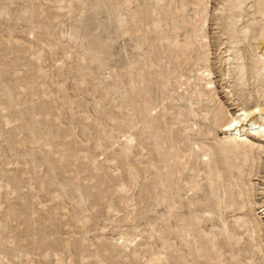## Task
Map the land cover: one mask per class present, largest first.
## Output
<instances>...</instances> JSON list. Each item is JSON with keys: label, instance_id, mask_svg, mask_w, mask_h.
<instances>
[{"label": "rangeland", "instance_id": "obj_1", "mask_svg": "<svg viewBox=\"0 0 264 264\" xmlns=\"http://www.w3.org/2000/svg\"><path fill=\"white\" fill-rule=\"evenodd\" d=\"M207 3L0 0V264H264V0Z\"/></svg>", "mask_w": 264, "mask_h": 264}, {"label": "bare ground", "instance_id": "obj_2", "mask_svg": "<svg viewBox=\"0 0 264 264\" xmlns=\"http://www.w3.org/2000/svg\"><path fill=\"white\" fill-rule=\"evenodd\" d=\"M201 3H202V5H203V7H201V8H203V10L202 11H204V13H206L207 12V10H208V3H207V0H201ZM200 15V14H199ZM206 15H207V13H206ZM206 20H207V18H205V15L204 14H201V16H200V18H199V24L200 25H205V23H206ZM203 27V26H202ZM195 29V28H194ZM192 31H194V30H192ZM190 38H192V37H190ZM262 39V38H261ZM263 40V39H262ZM189 41V40H188ZM192 41V40H191ZM193 42V41H192ZM262 42V41H261ZM191 45L192 44H190L189 43V46H190V48H191ZM194 45V44H193ZM196 46V45H195ZM259 49H261V47H259ZM259 52V54H257L256 55V57H254L253 58V71L255 70L256 72H254V73H257V74H259L260 76H262L263 77V80H264V47H262V49L260 50V51H258ZM209 69V68H208ZM252 69V68H251ZM211 73V72H210ZM256 75V74H255ZM254 76V75H253ZM257 76V75H256ZM259 76V77H260ZM209 77H210V74H209ZM208 77V78H209ZM212 79V78H211ZM210 79V80H211ZM208 84H213V81H209V83ZM215 86V85H214ZM208 88V87H207ZM209 89V88H208ZM216 88H214L213 87V89H212V92L215 90ZM262 89H264V88H262ZM202 91H204V90H202ZM263 91V90H262ZM216 92V91H215ZM264 92V91H263ZM204 94V93H203ZM216 96V95H215ZM213 97H214V95H213ZM263 97V96H262ZM215 99V98H214ZM216 100V99H215ZM261 100V99H260ZM215 102H218V101H215ZM255 102H257V101H255ZM235 103V102H234ZM259 103V102H258ZM222 104V103H221ZM224 104V103H223ZM258 105V104H257ZM249 108V107H248ZM221 110V109H220ZM219 110V111H220ZM250 110V109H249ZM252 110H255V109H252ZM224 112H225V110H223V107H222V111H220V114L221 115H223L224 114ZM230 112V111H229ZM262 112H264V109H262V107L261 108H256V111L255 112H253V113H260V114H262ZM250 113V112H249ZM249 113L246 111L245 112V116L247 117V116H249ZM252 113V112H251ZM259 114V115H260ZM225 116H228V115H225ZM251 116H253V115H251ZM250 116V117H251ZM262 116V115H261ZM253 117H255V116H253ZM257 117H258V115H257ZM264 117V116H263ZM232 118V117H231ZM226 119H228V117L226 118ZM242 119H243V117H242ZM253 119V118H252ZM224 120V119H223ZM248 120H250V119H248ZM264 120V119H263ZM219 121V120H218ZM220 121H222V120H220ZM245 121V120H244ZM256 121V120H255ZM225 122V121H224ZM243 121L242 120H238L237 118H232V120L226 125V129H225V131L227 132V133H229V137L231 138V140L233 141V144L235 145H238L239 147L241 146V147H247V148H251V149H254V148H256L257 146H259L258 144L259 143H256V142H254L253 141V139H251V137H249V136H247V135H245V134H242L241 133V131L243 130V129H245L246 127L245 126H243V123H242ZM259 122V121H258ZM246 123V122H245ZM254 123V122H253ZM224 126H222V128H223ZM225 128V127H224ZM246 132V131H245ZM252 133H254V134H256V135H258V136H260L261 138H263L264 137V121L263 122H261L260 124H259V126H256V127H254L253 128V130H252ZM225 137V136H224ZM256 137V136H255ZM224 139V138H223ZM262 141H264V140H262ZM261 146H262V144H260ZM260 147V146H259ZM258 148V147H257ZM242 149H244V148H242ZM261 149H264V147L263 148H261ZM260 149V150H261ZM246 150V149H245ZM257 150V149H256ZM249 160V159H248ZM256 160V159H255ZM256 164V163H255ZM254 164V165H255ZM217 171H219V170H217ZM220 176V175H219ZM263 191V190H262ZM264 193V192H263ZM231 194V193H230ZM243 197V196H242ZM264 197V196H263ZM239 198V197H238ZM236 199V198H235ZM240 199H238V201H239ZM240 201H242V200H240ZM244 201V200H243ZM234 202V201H233ZM232 202V203H233ZM235 202H236V200H235ZM236 204V203H235ZM253 204V203H252ZM244 205H246V204H244ZM254 205V204H253ZM238 206V204L236 205V207ZM240 206V205H239ZM235 207V206H234ZM240 207H242V203H241V206ZM240 207H238V208H240ZM243 208V207H242ZM241 208V209H242ZM244 208H245V206H244ZM243 208V209H244ZM249 211H250V209H249ZM252 211H254V209L252 208ZM236 213V212H235ZM255 213V212H254ZM257 216V215H256ZM251 217V216H250ZM255 217V216H254ZM242 218V217H241ZM259 218V217H258ZM253 220V219H252ZM257 221V220H256ZM248 222V221H247ZM254 227V226H253ZM255 228H256V226H255ZM262 229V228H261ZM260 233V232H259ZM184 257V256H183Z\"/></svg>", "mask_w": 264, "mask_h": 264}]
</instances>
